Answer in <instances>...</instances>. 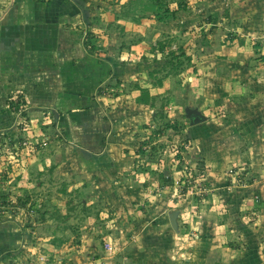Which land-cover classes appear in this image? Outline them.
<instances>
[{
	"label": "rangeland",
	"instance_id": "374dc122",
	"mask_svg": "<svg viewBox=\"0 0 264 264\" xmlns=\"http://www.w3.org/2000/svg\"><path fill=\"white\" fill-rule=\"evenodd\" d=\"M86 5L123 148L96 159L50 108L0 133V264H264V0Z\"/></svg>",
	"mask_w": 264,
	"mask_h": 264
},
{
	"label": "crops",
	"instance_id": "0c3cea01",
	"mask_svg": "<svg viewBox=\"0 0 264 264\" xmlns=\"http://www.w3.org/2000/svg\"><path fill=\"white\" fill-rule=\"evenodd\" d=\"M86 8V0H0V133L21 132L24 111L50 108L55 132L100 161L117 156L116 167L126 122L105 88L124 71L90 51ZM13 105L25 107L21 115ZM11 228L0 223V252L20 235Z\"/></svg>",
	"mask_w": 264,
	"mask_h": 264
},
{
	"label": "trees",
	"instance_id": "16d2710c",
	"mask_svg": "<svg viewBox=\"0 0 264 264\" xmlns=\"http://www.w3.org/2000/svg\"><path fill=\"white\" fill-rule=\"evenodd\" d=\"M86 46H88V45H86ZM148 96H149V93H145L144 95H142L140 97V101L142 100L143 102H147L149 100ZM11 108L13 109V111H16V112L19 111L18 110L19 109L18 105H13Z\"/></svg>",
	"mask_w": 264,
	"mask_h": 264
},
{
	"label": "built area",
	"instance_id": "2783aa9c",
	"mask_svg": "<svg viewBox=\"0 0 264 264\" xmlns=\"http://www.w3.org/2000/svg\"><path fill=\"white\" fill-rule=\"evenodd\" d=\"M18 101V99H16V102ZM25 109V107L23 106V107H19V113H20V115H21V113H22V111ZM18 125H20V122L18 123Z\"/></svg>",
	"mask_w": 264,
	"mask_h": 264
}]
</instances>
